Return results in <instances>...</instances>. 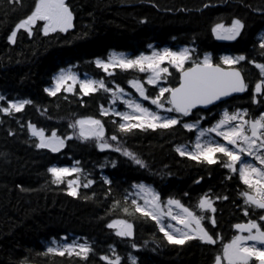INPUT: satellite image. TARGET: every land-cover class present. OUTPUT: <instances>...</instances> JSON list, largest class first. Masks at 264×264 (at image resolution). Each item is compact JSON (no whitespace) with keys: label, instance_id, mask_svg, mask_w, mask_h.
<instances>
[{"label":"trees","instance_id":"trees-1","mask_svg":"<svg viewBox=\"0 0 264 264\" xmlns=\"http://www.w3.org/2000/svg\"><path fill=\"white\" fill-rule=\"evenodd\" d=\"M34 3L35 0H0V95L6 97L0 106H6L9 100L33 101L22 112L10 116L0 113V264H83L76 257L44 255L52 239L65 236L80 239L95 249L88 264H106L100 256L112 257L110 246L123 258L121 264H130L129 255L138 257L139 264H213L221 241L214 246L198 241L182 247L168 245L154 221L122 211L134 199L131 185L136 183L151 185L162 201L171 196L188 207H193L190 200L197 192L207 185L220 184L223 173L219 167L196 165L175 152L182 140L180 127L171 131L136 130L120 137L125 147L147 161L149 167L142 169L118 152H101L93 141L75 136L58 153L37 149L27 124L43 128L48 134L55 130L66 136L73 135L69 124L92 117L101 120L106 137L116 134L112 121L118 124L119 118L100 112L109 93L82 96L77 89L75 95L61 92L53 97L44 92L60 68L72 65L79 73L104 77L108 83L125 89L130 79L144 78L143 73L119 69L114 76H106L96 68L93 61L97 57L106 59L112 51L135 56L149 51V44L155 48L189 46L201 55L229 52L264 61L258 49V38L264 34V0H66L74 13V27L69 32L45 37L37 31L30 38L21 30L16 43L10 44L8 35L18 21L30 14ZM204 3L214 7L204 9ZM233 18L246 22L245 33L237 41L218 42L211 27L217 22L230 24ZM240 67L249 82V92L233 101L249 107L251 115L257 116L260 108L250 100L257 70L247 63ZM151 90V94L156 93V88ZM76 160L84 169L80 180H95L89 188L79 189L78 198L66 194V184H52L47 172L51 166H73ZM106 161H117V166L113 168L109 163L101 168ZM102 177H108L111 185L105 184ZM200 177L203 182L197 187L194 182ZM72 178L75 177H67ZM116 201L120 205L114 208ZM237 207L239 204L226 203L219 210V226L225 227V232L230 231L238 215ZM113 220L132 223L134 239L116 236V229L107 227ZM220 236L223 243L232 238L228 233ZM133 242L137 248L131 246Z\"/></svg>","mask_w":264,"mask_h":264},{"label":"snow or ice","instance_id":"snow-or-ice-1","mask_svg":"<svg viewBox=\"0 0 264 264\" xmlns=\"http://www.w3.org/2000/svg\"><path fill=\"white\" fill-rule=\"evenodd\" d=\"M16 2L17 0H13V3ZM153 7L156 5L153 4ZM210 7L214 5L203 4L204 9ZM186 10L180 9V11ZM73 20L74 13L66 0H35L33 10L15 24L7 40L10 44H15L21 30L30 38L37 31L45 37L67 33L74 27ZM141 23L147 21L142 20ZM246 27L243 19L233 18L227 25L223 22L215 23L210 31L218 41H237L245 33ZM258 40L259 54L264 57V34L260 35ZM148 48L152 49L150 54L140 53L135 56L112 51L106 59L97 57L93 63L107 76H114L116 69L121 72L134 71L146 74V80L132 78L128 83L143 100L150 101L156 110L146 107L135 98L125 99L130 94L119 85L110 88L104 79H82L73 71L75 65L60 68L52 77L51 85L46 87L44 92L53 97L61 92L75 95L77 89L82 96L97 92L109 93L111 104L108 108L101 105L100 112L103 116L119 117L118 124L115 120L112 121L116 125V134L106 137L101 120L92 117L77 119L69 124L68 127L73 129V135L66 136L58 135L55 130L51 131L50 135H46L45 129L29 122L27 129L31 136L36 138L34 146L37 149L58 153L75 136L82 141H93L101 152L106 150L118 152L139 168L147 169L149 167L147 161L135 151L125 147L121 142V136L132 135L136 130L171 131L176 126L194 133L195 140L190 144L176 145L175 152L198 164L209 166L220 164L231 174L238 175L239 181L246 186L238 194L243 198V214L249 218L246 222L233 225L236 234L230 241L223 243L222 236L204 226L205 220L209 221L212 228L217 225L215 200H228L227 196H216L213 199L210 191L198 198L195 207L200 214H197V211L185 206L181 200L170 196L166 202L162 201L160 193L151 185L136 183L131 185L134 189L132 195L136 198L131 200L130 207L125 206L122 211L126 215L139 214V217L145 221H154L168 245L182 247L192 241H198L203 245L214 246L218 240L221 241V250L214 255L213 264H264V61L239 54L221 55L216 62L211 53L205 52L201 56L195 47L189 46L173 50L169 47L156 49L149 44ZM245 63L253 65L257 70L258 79L250 94L251 103L260 108L257 116H252L247 108L237 107L232 111H229L228 107L221 108V105H228L230 99L249 92V82L240 67ZM170 68L179 74L178 85L174 87L164 86L161 83V81L166 83L171 77ZM145 83L158 88L154 97L147 94ZM5 100L6 97L0 95V101ZM117 101L125 105L129 111H117L112 107ZM31 104L33 101L29 99L9 100L6 106H0V113L10 116L22 112ZM210 106L220 109L219 119L209 127H202V120L206 117L200 116L198 112L194 114V110L207 109L211 112ZM213 134L226 143L213 138ZM245 158H250L255 163ZM109 163L113 168L117 166V161H106L100 167L103 168ZM80 165L81 161L76 160L73 167L47 168L51 183L57 186L66 184V194L78 198L81 187L89 188L95 183L93 179H86V182L80 180V176L84 173ZM69 176L75 178L67 179ZM226 178L232 179V176ZM102 179L105 184L111 185L112 181L108 177ZM202 179L203 177L195 183L199 184ZM108 191L110 192L111 189ZM184 195L187 196L188 193ZM84 198L89 199L87 196ZM127 199L126 196L125 201ZM119 205L120 201H116L113 207ZM250 211L252 213L259 211L258 218H252ZM165 219L175 221L182 227L165 224ZM107 227L116 229L115 235L118 237L134 239V225L127 220H113L107 224ZM62 239L65 242L52 239L44 255L76 257L83 264H88L90 256L95 252L90 244L77 243L75 240L66 242L67 236ZM131 246L137 248L134 242ZM110 247L112 257L103 255L100 259L106 264H121L123 258L116 253L114 246ZM128 259L130 264H139L138 257L129 255Z\"/></svg>","mask_w":264,"mask_h":264},{"label":"flooded vegetation","instance_id":"flooded-vegetation-1","mask_svg":"<svg viewBox=\"0 0 264 264\" xmlns=\"http://www.w3.org/2000/svg\"><path fill=\"white\" fill-rule=\"evenodd\" d=\"M218 42L226 44V43H231L233 41H218ZM167 47L172 48L173 50H177V49H179L181 47H185V46H178V47H175V48L174 47H171V46H167ZM208 53H211L212 54L213 59L216 62H218V58L221 55H232L229 52H216V51H211V52H208ZM169 71L172 72V73H175L176 79H175V81L173 83H170V85H169L168 80H167L166 84H168L169 86H173V87L174 86H177L178 85V81H179V74L174 69H172V68H170ZM243 95H238L236 97L243 96ZM238 104H240V103L234 102L233 101V98H232V99L229 100L228 105H221V108L222 107H228L229 108V111L234 110L237 107H239V108H247V109H249V112L251 114V110H250L249 107H247V106L244 107V106L238 105ZM219 111H220L219 108H217V107H211V112H209L208 110H203V111L194 110V114H196L198 112L200 116L206 117V119H203L202 120L201 126L202 127H209V126H211V124L215 123V121L217 119H219V115H218ZM259 111H260V109L256 112L257 115L259 114ZM193 118H185V119L191 120ZM176 127H180V126H176ZM180 129L182 130L181 131V133H182V140L180 141L179 144H185V143L186 144H190L192 141L195 140V134L194 133H190L187 130L181 128V127H180ZM213 138H215L217 140H220L223 143H226V142H224L222 140V138L215 137L214 134H213ZM245 159H247L250 162L255 163V161H251L250 158H245ZM187 160H189V159H187ZM189 161H191V162H193V163H195L196 165H199V166H205V167H213V166H216V167H219L220 170L222 171L223 177H220V184H218L216 182V183H213L212 186L207 185L206 188L203 191L197 192V196H194V198L192 200H190V201H192V204H193V207H190V208H192L193 210L197 211V214H200L199 213V210L196 209V207H195L196 204H197L198 198L200 196H202L204 193L209 192V191H210L213 199H215L216 196H221V197L227 196L228 197V200H223V199L215 200V205L214 206L217 208V212L215 213V218H216V221H217L216 227L215 228H212V226L210 225V223H209L208 220H205L203 223H204V226L206 228H208L211 232H215V233H217L219 235H224V234H227L228 233L231 236H233L234 234H236V230L234 229L233 225L236 224V223L246 222L247 219L249 218V217H245L244 214H243V208H244L243 198L240 197L239 194H238L239 191L243 190L246 186L243 185L242 182L239 181L238 175L231 174L228 169L223 168L220 164H216V165L209 166V165H206V164H198V163H196V162H194L192 160H189ZM229 175L232 176V179H227L226 178ZM232 180H234L236 184L233 183V185H232V183H231ZM202 182H203V179L201 180V182L199 184H197V183L194 182V185L197 186V187H199V186L202 185ZM225 186H227L228 189H226ZM187 201H189V200L187 199ZM226 203L239 204V207L236 208L238 210V215L234 217V222L231 224L232 226H231L229 232H225V229H223L225 227L219 226V222H218L219 210L223 206V204H226ZM259 214H260L259 211L255 212V213H252L250 211V215L254 219L255 218H258Z\"/></svg>","mask_w":264,"mask_h":264},{"label":"rangeland","instance_id":"rangeland-1","mask_svg":"<svg viewBox=\"0 0 264 264\" xmlns=\"http://www.w3.org/2000/svg\"><path fill=\"white\" fill-rule=\"evenodd\" d=\"M155 48V47H154ZM164 48V47H163ZM156 49H162V48H156ZM151 51H152V49H149V51H147V52H143V53H145V54H150L151 53ZM130 56H134V55H132V54H129ZM73 71H75V72H77L79 75H80V77L82 78V79H84V78H93V79H104L105 80V82L108 84V86L110 87V88H115V86L116 85H118L117 83H114V82H111V83H108L107 82V80L104 78V77H101V78H96V77H94L93 75H90V74H88V73H79L78 71H76L74 68H73ZM172 73V72H171ZM106 76H107V74H106ZM143 79H140L141 81H144V80H146V74H142V76H141ZM175 79H176V76H175V73H172V75H171V77H169L168 78V83H169V85H170V83H173L174 81H175ZM161 83L162 84H164V86H169L168 84H166L164 81H161ZM120 87H122L121 85H119ZM122 88H124V87H122ZM145 88L147 89V94L150 96V97H154L156 94H157V92H158V88H156V87H154V86H152V85H148V84H146L145 83ZM151 88H156V90H155V92L156 93H153V94H151ZM125 89V88H124ZM154 91V90H153ZM125 92L126 93H129L130 95L129 96H126L125 97V99H127V98H135V99H137L139 102H141V103H143L146 107H150L151 109H153V110H156L155 109V106L154 105H151V103H150V101H145V100H143V98L142 97H140L139 96V94L138 93H136V91H135V89L134 88H132L131 86H130V84L128 83V89H125ZM110 104H111V99H110V95H108V102H107V104L104 106L105 108H108L109 106H110ZM112 107H114L117 111H129V109L125 106V105H123L120 101H117V103L115 104V105H113ZM232 111V110H231ZM259 115V114H258ZM117 118H119V117H117ZM106 133V132H105ZM51 133H46V135H50ZM218 138V137H217ZM250 162V161H249ZM74 166V165H73ZM73 166H65V167H73ZM73 179V178H72ZM134 198H136L135 196H134ZM140 203H143V201H140ZM165 224H172V225H174V226H176V227H182V225H178V224H176V222L175 221H172V220H170V219H165ZM73 240H75L77 243H85V242H83L82 240H80V239H75V238H71V239H69L68 238V240L66 241V242H72ZM60 241L61 242H65V241H63V239H60Z\"/></svg>","mask_w":264,"mask_h":264},{"label":"water","instance_id":"water-1","mask_svg":"<svg viewBox=\"0 0 264 264\" xmlns=\"http://www.w3.org/2000/svg\"><path fill=\"white\" fill-rule=\"evenodd\" d=\"M239 95H242V94H239ZM211 107V106H210ZM205 110H207V109H205Z\"/></svg>","mask_w":264,"mask_h":264}]
</instances>
